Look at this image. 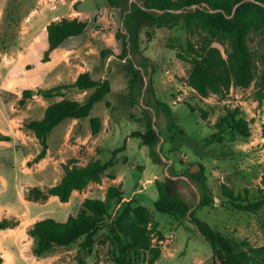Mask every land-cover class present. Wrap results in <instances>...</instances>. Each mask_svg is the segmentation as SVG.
Returning a JSON list of instances; mask_svg holds the SVG:
<instances>
[{"label": "rangeland", "instance_id": "rangeland-1", "mask_svg": "<svg viewBox=\"0 0 264 264\" xmlns=\"http://www.w3.org/2000/svg\"><path fill=\"white\" fill-rule=\"evenodd\" d=\"M115 1L0 0L2 133L28 139L30 130L25 124L38 119L48 103L63 98L83 102L93 91L72 88L63 91V97L43 98L36 94L39 89L72 84L82 72H89L95 80L108 79L111 85V91L93 106L87 118L66 119L52 129L48 144L53 165L46 169L32 167L31 159L25 170V158L35 156L40 149L38 141L26 140L22 145L16 141L18 146L14 138L0 141V220L23 211L24 187L55 185L59 180L54 171L59 170L61 161L62 170L64 164L82 167L96 159L104 162L114 149L124 146L114 166L99 181L75 191L69 203L54 198L46 207L32 210L31 215L39 214L40 219L64 222L77 215L86 198L104 201L112 197L105 226L93 236L91 252L82 249L81 238L36 257L38 264H114L116 245L109 226L113 222H119L123 229L131 225L133 217L123 215V211L135 205L144 206L150 214L151 221L143 229L151 247L160 250L151 264H211L209 243L188 219H177L154 208L157 184H162L167 195L187 201L195 216L213 228L231 232L255 247L264 246V207L257 214L234 210L223 205L221 194L223 187L242 200L264 194V98L255 99L263 66L257 65L255 80L249 87H231L223 95L203 97L189 86L190 64L177 58L176 53L185 49L187 42L196 48L211 42L227 52L228 41L216 40L199 27L186 30L181 19L160 27L147 21L137 26L136 7L142 6V0ZM73 19L87 22L85 32L63 42L44 61L47 25ZM249 45L258 60L264 51V38L251 35ZM134 71L139 72V81L130 89ZM25 90H32V95L20 104ZM158 102L171 108L183 134L167 130ZM231 114L246 123L248 136L232 128ZM94 116L101 119V133L93 141L89 120ZM148 119L159 133L156 154L134 136L146 130ZM193 165L199 167L190 172ZM200 180L205 183L207 195L214 199L210 207H198ZM114 192L120 195L119 202ZM24 251L32 255L29 245ZM150 257L148 251L141 252L139 261L149 264Z\"/></svg>", "mask_w": 264, "mask_h": 264}, {"label": "trees", "instance_id": "trees-1", "mask_svg": "<svg viewBox=\"0 0 264 264\" xmlns=\"http://www.w3.org/2000/svg\"><path fill=\"white\" fill-rule=\"evenodd\" d=\"M142 2V6L136 7L137 26L142 23L141 21H147L160 27L168 25L173 19H181L186 30L199 27L216 40L228 41L227 52H222L211 42L199 48L187 42L185 49L177 51V58L190 64L188 83L199 95L203 97L210 94L223 95L231 87H249L255 80L257 65L260 63L263 67L256 82L255 99L264 98V51L256 60L249 45L251 35L264 38V0H142ZM86 26L87 22L81 19L49 23L46 27V49L43 60H49L50 55L63 42L82 35ZM116 36L121 35L117 33ZM135 37L136 31L133 32V45H135ZM138 81L139 72H132L129 80L130 89ZM72 88L93 91L83 102L63 98L51 103L40 120H31L25 124V128L33 132L40 145V150L32 159V163H37L45 157L48 148L47 137L54 127L66 119L87 118L93 106L111 91L108 79L95 80L89 72H82L72 84L39 89L36 94L43 98L63 97V91ZM22 95L20 104H24L25 99L31 97L32 90H25ZM158 103L163 110L167 130H176L183 134L182 128L175 122L171 108L165 103ZM234 117L231 114L232 128L248 136L246 123ZM89 123L91 134L99 133L100 117H91ZM134 136L140 138L142 145H146L152 153H157L159 133L153 127L151 119L147 120L146 130L135 132ZM9 140V136L0 132V141ZM123 149L124 146L114 149L111 157L104 162L96 159L82 167L64 165V174L58 183L43 189L38 186L30 187L26 190L25 198L45 201L49 196H56L60 202L65 203L69 201L73 191L85 188L91 181H99L104 172L114 166L117 162L116 155ZM199 183L202 196L198 207L214 205V199L206 193L205 183L202 180ZM157 191L158 198L154 201V208L177 219H188L209 243L212 250L211 264H264V246L255 247L246 239L235 237L231 232H221L213 228L195 216V210H191L187 201L167 195L162 184H157ZM114 193L119 202L120 195ZM221 194L224 198L223 205L234 210L257 214L264 207V194L253 200H242L226 187L222 188ZM110 199L111 196H107L104 201L86 198L77 215L69 216L65 222H57L53 218L36 221L28 229V235L33 238V254L36 257H43L51 248L68 246L81 238H83L82 249L87 253L91 252L93 236L103 229L105 217L109 215ZM123 215H131L134 222L125 229L120 227L119 222H113L109 226L116 245L114 264H143L139 258L140 253L145 251L151 255L149 264L155 262L160 250L151 247L149 237L143 229L151 221L146 208L142 205L126 207ZM17 224L16 220L2 219L0 229Z\"/></svg>", "mask_w": 264, "mask_h": 264}, {"label": "crops", "instance_id": "crops-1", "mask_svg": "<svg viewBox=\"0 0 264 264\" xmlns=\"http://www.w3.org/2000/svg\"><path fill=\"white\" fill-rule=\"evenodd\" d=\"M55 102H57V101H55ZM52 103H54V102H52ZM50 104L51 103H48L42 110H40V117L38 119H34V120H40L43 117V115H44L43 111H45L47 106L50 105ZM71 120L78 121L79 119H71ZM64 121H66V120H64ZM13 127H14V122L12 123V128ZM72 129H73V126H71L70 132L72 131ZM64 131H65V128H64ZM100 133H101V131L99 133H97L96 135L91 136V137H94V138H92V140L94 141V139H98V137H99L98 135H100ZM2 134L9 136L10 140H12L14 138L16 146H18L16 141H21V143H20L21 145H22V141H26V140H32V141L36 140V141H38L37 138L35 137V135L33 134V132L31 133V131H30V136L28 137V139H25V138L21 139L17 135L12 136V134L10 132L9 133L5 132V133H2ZM60 144L62 146V138H61ZM38 145H39V142H38ZM47 145H48V148H47V152H46L45 157L42 158L37 163H33L32 167L33 166H37V167H40L41 169H43V168L46 169L48 165H53L50 162V160H49L50 157H51V150H50L49 144H48V137H47ZM78 145H79L78 143L74 145V147H75L74 148V152L75 153H76V149H77ZM39 150H38V152H39ZM35 156L25 158L24 166L26 165L27 167L26 168L24 167V168H25L26 171H28V169H29V166L26 163L28 161H30L31 159H33ZM60 163H64V161H61ZM60 163H59V170L57 169L56 171H54V176H58L57 180H59V181H60V179L62 178V176L64 174L63 170L60 167ZM64 165H66V164H64ZM2 186H3V184H0V188H2ZM27 187H34V186H26V187H24L25 189L23 191V195L21 196V201H22V203L24 205L23 211L21 213L17 214V215L12 216V217L10 216V217H7V218H2V219H7V220H16V221H18V224L13 226V227H7V228H4V229H0V259H1V263L0 264H20V262H26V261H30L32 264H38V258L39 257L36 258V256L33 254V252H32V255H26V253L24 251V248L27 245H29V248L31 247V250L33 248V238L28 235V229L36 221L42 220V219H40V217H39L40 215L39 214L31 215V213H32L33 209L36 210V209H42V208L46 207V205H48V203L50 201H53L54 198H57V197L56 196H49L48 199L45 200V201L28 200V199L25 198ZM38 187H39V185H38ZM74 193H75V191H73L71 195H73ZM69 202H70V198H69V201H67L65 203H69Z\"/></svg>", "mask_w": 264, "mask_h": 264}, {"label": "water", "instance_id": "water-1", "mask_svg": "<svg viewBox=\"0 0 264 264\" xmlns=\"http://www.w3.org/2000/svg\"><path fill=\"white\" fill-rule=\"evenodd\" d=\"M236 7V6H235ZM199 166L198 165H193L190 172H193L195 170V168H198Z\"/></svg>", "mask_w": 264, "mask_h": 264}]
</instances>
